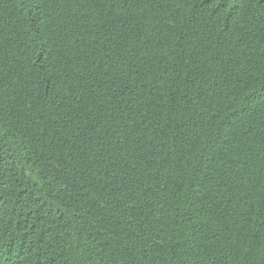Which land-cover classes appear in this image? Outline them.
I'll return each instance as SVG.
<instances>
[{
  "label": "trees",
  "instance_id": "16d2710c",
  "mask_svg": "<svg viewBox=\"0 0 264 264\" xmlns=\"http://www.w3.org/2000/svg\"><path fill=\"white\" fill-rule=\"evenodd\" d=\"M0 264H264V0H0Z\"/></svg>",
  "mask_w": 264,
  "mask_h": 264
}]
</instances>
